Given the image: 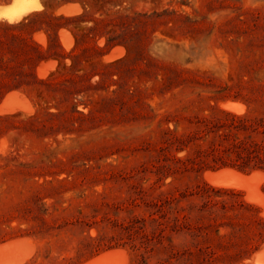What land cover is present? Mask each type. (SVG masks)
I'll use <instances>...</instances> for the list:
<instances>
[{"label":"rangeland","instance_id":"rangeland-1","mask_svg":"<svg viewBox=\"0 0 264 264\" xmlns=\"http://www.w3.org/2000/svg\"><path fill=\"white\" fill-rule=\"evenodd\" d=\"M70 1L40 0L29 14L83 15L59 33L69 58L42 62L37 76L47 84L24 86L0 104V264H89L112 251L110 264H134L137 252L118 225L144 213L133 208L135 183L179 198L204 184L224 188L205 174L233 169L181 168L165 178L154 145L195 143L190 138L205 130L204 121L224 120L221 111L264 119V0ZM12 2L0 0V7ZM67 7L80 11L58 14ZM0 23L3 60L16 64L27 30ZM34 38L47 47L44 33ZM257 172L264 195V172ZM225 189L264 217L263 204L249 201L246 190ZM239 242L205 245L214 264H261L254 257L264 245L239 259Z\"/></svg>","mask_w":264,"mask_h":264},{"label":"trees","instance_id":"trees-1","mask_svg":"<svg viewBox=\"0 0 264 264\" xmlns=\"http://www.w3.org/2000/svg\"><path fill=\"white\" fill-rule=\"evenodd\" d=\"M69 2L65 0L64 3ZM40 17L46 18L42 25H38ZM81 18L83 15L67 18L36 13L10 25L14 29L27 30V35L18 39L20 45L13 53L16 64L12 59L3 60V40H0V104L7 94L24 86L47 84L48 79H38V66L50 59L64 65L69 55L60 42L59 33L63 29L72 30L70 23ZM40 32L47 37V47L34 38ZM74 35L75 49L79 50L80 39L76 33ZM107 46L110 48L111 44L108 42ZM221 112L224 120L204 121L205 130L190 138L195 139V143L168 140L163 145H154L155 161L163 162L157 171L164 173L165 178L181 168L184 173L197 174L221 168L264 172V119ZM181 153H185V157L176 158ZM132 189L136 191L134 199L132 196L133 208H144V213L118 226L121 234L127 235V244L137 252L134 264H214V250L205 244L215 238L240 241L237 254H234L239 259H246L264 245V217L260 209L243 200L234 190L204 184L199 193L188 191L176 198L166 194L155 196L151 194L152 187L145 190L136 183ZM194 195H199V204L194 203ZM182 201L189 204L182 206ZM224 228L231 231L222 235L220 230ZM180 237L184 239L177 243Z\"/></svg>","mask_w":264,"mask_h":264},{"label":"bare ground","instance_id":"bare-ground-1","mask_svg":"<svg viewBox=\"0 0 264 264\" xmlns=\"http://www.w3.org/2000/svg\"><path fill=\"white\" fill-rule=\"evenodd\" d=\"M39 1L40 0H13L10 5L0 7V16H4V20H6L7 22H9V19H11L13 21L12 23H16L23 19L25 16L29 15L31 12L40 9L42 4L40 5ZM37 3H39L40 5L39 8L36 7ZM79 11L80 10L77 8L67 7L60 10L58 14L64 13L66 15H76L79 13ZM5 13L7 15H5ZM228 106L231 109H237V106L233 104H229ZM205 175L207 179L216 186L246 190L248 194L247 199L249 201L259 202L264 206V195L261 194L259 189V178L261 176L260 172L255 171L249 175H245L241 172H238L237 170L223 169L218 172H207ZM6 247L8 248V246H5L4 248ZM116 253V251H112L106 254H102L101 256L93 259L89 264H110V261H112ZM254 260L256 262L264 264V250L259 252L254 257ZM16 263H18V261L7 264Z\"/></svg>","mask_w":264,"mask_h":264},{"label":"clouds","instance_id":"clouds-1","mask_svg":"<svg viewBox=\"0 0 264 264\" xmlns=\"http://www.w3.org/2000/svg\"><path fill=\"white\" fill-rule=\"evenodd\" d=\"M36 7H37V8L40 7L39 3H37ZM5 15H7V14L5 13ZM3 20H4V16H0V21H3ZM12 22H13V21H12L11 19H9V23H12Z\"/></svg>","mask_w":264,"mask_h":264},{"label":"water","instance_id":"water-1","mask_svg":"<svg viewBox=\"0 0 264 264\" xmlns=\"http://www.w3.org/2000/svg\"><path fill=\"white\" fill-rule=\"evenodd\" d=\"M110 51H111V50H110ZM110 51H109V52H110ZM109 52H108V53H109ZM260 249H261V248H260Z\"/></svg>","mask_w":264,"mask_h":264},{"label":"crops","instance_id":"crops-1","mask_svg":"<svg viewBox=\"0 0 264 264\" xmlns=\"http://www.w3.org/2000/svg\"><path fill=\"white\" fill-rule=\"evenodd\" d=\"M65 9V8H64Z\"/></svg>","mask_w":264,"mask_h":264}]
</instances>
